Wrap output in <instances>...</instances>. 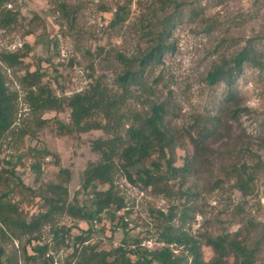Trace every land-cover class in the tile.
<instances>
[{
	"label": "rangeland",
	"instance_id": "1",
	"mask_svg": "<svg viewBox=\"0 0 264 264\" xmlns=\"http://www.w3.org/2000/svg\"><path fill=\"white\" fill-rule=\"evenodd\" d=\"M170 1L0 0V56L24 55L18 66L0 61L9 92L19 97L12 128L16 135L11 142L3 141L10 146L2 156L22 157L16 174L33 193L17 189L12 200L28 217L40 213V193L48 184L59 182V168L71 172L70 202L77 197L91 211L92 196L79 191L88 164L100 160L92 152L91 142L106 135L102 131L75 130L62 134L66 130H60V124H71L67 104L61 112L31 111L26 101L29 89L23 81L27 73L39 71L44 75L43 85L63 99L85 92L97 81L120 95L118 79L129 69L128 61L136 60L133 69H137V60L157 44L163 25L170 24L161 40L172 49L165 51L160 63L145 69L147 92L138 86L131 88L120 132L125 134L133 113H147L150 103L165 104L169 111L167 126L176 136V147L169 157L176 167H183L194 157L190 126L216 116L222 118L224 126L220 137L210 142L211 151L193 165L190 175L170 179L172 197L160 191L164 185L158 190L143 188L136 180L137 170L133 171L134 182L117 171L116 191L126 202L117 219L112 220L108 213L100 216L101 222L79 221L66 214L55 217L38 236L50 244L48 254L57 264L72 260L74 238L87 231L92 234L84 236H90V243L98 245L99 250L111 251L124 240L139 241L150 251L160 249L164 244L158 240L159 222L154 215L172 210L177 215L173 225L200 242L207 264H212L215 254L206 246V239L218 236H237L247 249L255 251L254 264H264V0ZM121 9L126 11V19L115 24ZM9 12L16 14L10 25L5 17ZM249 46L258 53L263 66H244L233 86L234 99L228 103L227 86L210 85L208 74L222 58L229 59ZM238 110L233 118L230 112ZM41 119L46 121L42 127ZM33 148L50 155L41 158L31 152ZM156 159L154 156L146 161L142 168L150 167ZM36 162L41 164L42 173L34 170ZM162 164L165 171L166 161ZM245 171L252 180H247ZM240 177L247 180V194L236 188ZM108 188L98 185L99 190ZM186 207L189 216L182 221ZM64 227L70 233L64 235V241L55 240L52 232ZM28 240H0L5 258L25 264L23 248L32 254L33 247ZM228 262L234 264L235 259L229 257Z\"/></svg>",
	"mask_w": 264,
	"mask_h": 264
},
{
	"label": "trees",
	"instance_id": "2",
	"mask_svg": "<svg viewBox=\"0 0 264 264\" xmlns=\"http://www.w3.org/2000/svg\"><path fill=\"white\" fill-rule=\"evenodd\" d=\"M170 2V0H163L164 4ZM120 11L121 13H117L113 21L115 24H120L126 19V11L122 9ZM5 17L7 18L6 24L10 25L15 20L16 14L9 12ZM168 25L171 26L170 24L163 25V33L158 41L156 40L157 44L137 60V69H133L136 60L128 61L129 69L118 79L122 89L120 95L111 93L100 81H97L85 92L76 94L69 99H63L55 95L50 87L43 85L44 75L39 71L27 73L23 77V81L29 89L26 101L31 111L35 113L61 112L67 104L71 110V124L69 126L60 124V130H66L62 134H71L74 130L79 133L93 131L105 133L106 137H99L91 142V150L99 155L100 160L97 163L90 162L88 164L83 173L81 191H79L92 196L90 199L91 211H88L85 205H81L77 197L70 202L68 185L71 181V172L64 168H59L58 183H50L44 188L45 190H41L40 196L43 205L40 213L28 217L22 211L20 204L13 202L12 195L17 189L30 193L33 191L24 186L21 178L16 174L21 155L2 156L4 151L9 150L10 142L16 135L12 128L18 113L19 97L18 93L9 92L0 65V225L2 227L0 240H21L24 237H29L27 244L29 247L33 246L32 254L27 251V248H23L25 264H57L54 261V256L48 254L51 251L50 244L43 243L38 234L43 231L44 227L53 223L58 215L66 214L73 219L85 222H101L100 216L108 213L112 220L117 219L118 212L126 209L124 198L116 191L115 176L117 171L122 172L129 181L134 182L133 171L137 170L136 180L143 188L158 190L160 186L164 185L160 191L172 197L173 194L168 183L170 179L190 175L193 165L199 163V159L211 151L210 142L220 137V133L224 129L221 117H212L202 123L196 121L188 131V136L194 147V157L183 167H176L172 161L173 157H169V153H174L176 136L167 126L169 111L165 104L150 103L147 113H133L125 134L120 132L125 121L123 107L131 94V88L138 86L144 93L147 92L143 82L145 69L152 63H160L165 51L172 49L161 40ZM0 57L2 64L14 67L21 65L24 55L8 53ZM119 59L124 63L127 62L123 56H119ZM262 64L258 53L249 46L229 59L222 58L220 63L216 64L209 72L207 82L212 86L220 83L225 84L229 89V103L234 99L233 86L242 74L244 66L261 68ZM238 112L239 110L230 112V115L235 118ZM45 123L46 121L41 119L39 126L42 127ZM191 131L196 133L193 134ZM27 134L24 130L22 131L23 136ZM5 139L10 142L3 143ZM32 150L31 152L41 158H48L50 155L48 151L36 148ZM154 156H157V159L151 162L150 167L142 168L143 164ZM162 161L167 163L165 171ZM33 168L38 173H42L40 163L36 162ZM243 174L248 181L253 179L246 171ZM16 177L17 182H13ZM245 180L240 177L236 188L247 194V180ZM98 185H108L109 188L99 190ZM189 212V208H184L181 216L182 221L188 218ZM154 217L159 222L160 237L158 240L164 244L162 248L150 251L142 247L139 241L129 243L124 240L122 245L111 251L99 250L98 245L90 243V236H84L92 234V231H87L74 238L75 249L72 260H67L64 264H207L203 258L200 242L173 225L177 218L174 210L168 214L159 211ZM122 225L125 227L127 224L123 222ZM69 233L70 229L64 227L61 231L55 229L52 236L55 240L64 241V235ZM78 245L79 247H77ZM206 246L214 251L215 256L212 264H229V257L235 259L234 264L255 263V251L247 249L237 236L234 238L229 236L207 237ZM0 264H19V262L6 259L5 251L0 245Z\"/></svg>",
	"mask_w": 264,
	"mask_h": 264
},
{
	"label": "built area",
	"instance_id": "3",
	"mask_svg": "<svg viewBox=\"0 0 264 264\" xmlns=\"http://www.w3.org/2000/svg\"><path fill=\"white\" fill-rule=\"evenodd\" d=\"M96 222V221H95Z\"/></svg>",
	"mask_w": 264,
	"mask_h": 264
}]
</instances>
